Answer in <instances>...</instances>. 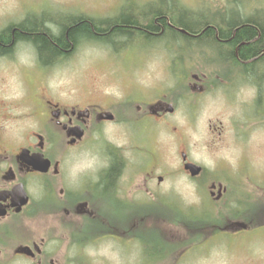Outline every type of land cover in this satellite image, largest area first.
<instances>
[{"label": "rangeland", "instance_id": "1", "mask_svg": "<svg viewBox=\"0 0 264 264\" xmlns=\"http://www.w3.org/2000/svg\"><path fill=\"white\" fill-rule=\"evenodd\" d=\"M128 1L139 8L150 1L158 2V0H0V25L20 22L32 15L62 16L81 13L90 18L94 17L93 19L110 18L120 14L122 6ZM179 1L191 10L207 9L210 12L217 8L223 11L228 3L227 0ZM252 3L264 7V0H255V2L249 0L248 4ZM167 41L159 40L152 43L134 39L127 43L123 50L115 52L107 44L84 39L73 53L50 65L46 71L38 62L35 49L18 45L11 53V56L14 55L11 58H14L17 64L15 62L10 64L9 59L0 58V104L3 101L9 102L10 99H17L16 101L19 102L26 93L25 90L42 87L50 93H78L83 103L99 101V103L112 104L121 102L125 97L137 101L142 97L148 98L157 94L161 86L174 85L175 73H179L181 67L188 66L190 62L192 64L190 69L195 74L209 73V78L213 77V80H217L216 75L220 73L222 78L223 65L218 63L217 56L209 47H194L186 55L181 56L176 49L178 45L176 48L172 46V51H167L168 43L170 44V42L166 43ZM180 56L184 59L189 57L190 62L185 60L180 64L174 61L172 68L167 69L166 57ZM173 68L175 70L172 72ZM237 78L230 85H224L225 97L229 102L235 98L233 91L236 90L238 103L242 105L241 107L238 105L240 108L232 109L236 114L230 111V105L224 104L226 103L224 96L208 94L203 97L204 100L197 102V106L193 105L188 110V116L195 117L194 126L187 121L189 120L186 115L187 108L184 105L179 106L175 113L169 116L168 119L177 126L176 130L172 125L163 126L157 140L152 139L159 154L152 157L157 158L160 166L180 171L179 151L182 148L181 141L184 140L181 134H184L192 144L190 151L194 154V160L205 166L208 177L215 180L224 179L221 176L224 174L223 167L228 166L232 170L238 169L237 177L245 179V185L242 184L245 187L264 188V101L262 103L254 100L256 92L250 103V95L258 89L253 86L252 80ZM261 84L262 91L260 90L259 93L264 92V79ZM150 86L155 87V90L153 87L149 88ZM244 102L248 103L245 105ZM223 105L225 112L222 110ZM241 108H244L248 114L253 113L255 108L258 112L257 120L250 128L252 130L249 134L242 135L243 143L235 144V149H232L229 145L232 133L225 119H232L233 116H237V120L243 119ZM25 109L26 106L21 104L17 109V114L20 116L17 119L13 118L15 112L12 107L6 112L5 116L12 119L5 122L6 129L13 124L17 129L20 126L24 132L25 128L32 124L31 118H21ZM218 120H224L226 125L224 138L228 141L226 147L229 146L225 149L221 145L223 134H220L218 139L215 137L216 131L211 133V126H208L209 123L215 125V128L219 127ZM97 145L98 143L89 142L80 149V155H71V159L75 160L71 169L76 171L80 167H90L94 160H99L102 155H93L98 151L95 149ZM126 156L131 161L129 167L131 175H137L132 170L144 161L145 169H148L150 163L148 155ZM67 159H70V155ZM157 169L164 171V168ZM178 171L175 177L164 182L162 189L155 190L151 185L153 194L144 192L146 191L144 187L140 191L142 185L140 175L131 177L128 183L129 191L124 194L129 203L134 205L129 209L128 223L122 226L119 222H115L112 235L107 238H97L94 243L86 245L80 257L73 247L65 243L61 231L56 227L57 219L50 218L52 220L45 221L43 212L37 213L32 222L29 218L21 216L17 234L11 235L9 241L6 239L5 249L0 253V264H36L35 260L11 256L10 243L13 237L21 242H26L30 238H36L38 241L44 237L47 241L45 245L47 259L42 264H50L49 259H52L54 264H79V258H82L80 264H141V261L144 262L146 251L156 249L158 240L166 250L169 249L162 264H264V229L234 235L233 231L223 230L224 223L210 225L208 219L203 218L199 221L196 217H192L191 215L197 214L202 216L205 212L211 213L212 216L219 213L220 216V210L218 206H213L215 203L208 205L213 199L210 198L206 185L203 188L199 183L193 185ZM220 173L221 175L217 176ZM40 195L39 191L33 196L39 199ZM137 202L139 205L146 202V205L138 209ZM149 202L153 203L148 204ZM202 202L211 209L201 208ZM113 212L114 216L120 217L121 210L113 209ZM188 214L193 219H190ZM123 227L125 230L122 234ZM140 228L142 231L144 228H149L148 233L154 236L146 234L143 243L139 242L140 237L137 233L141 231ZM154 229L158 231L159 239L156 237V232L151 231ZM215 230L220 232L214 234ZM116 233L121 234L122 237L117 236ZM94 237L96 238V235ZM148 243L151 247L147 246Z\"/></svg>", "mask_w": 264, "mask_h": 264}, {"label": "flooded vegetation", "instance_id": "2", "mask_svg": "<svg viewBox=\"0 0 264 264\" xmlns=\"http://www.w3.org/2000/svg\"><path fill=\"white\" fill-rule=\"evenodd\" d=\"M13 23L17 22L1 24L0 30ZM175 29L183 32L179 28ZM18 45L34 49L26 41H17L11 53ZM222 49L220 55L225 57L223 54L225 48ZM11 53L0 55V58H7L10 64H13L15 60L11 58L14 57ZM63 57L57 58L50 64L40 65L45 67L46 71L50 65ZM188 58L166 57L167 69L172 68L174 61L180 64L185 60L190 62ZM219 59L217 58L218 63H222ZM191 65L190 62L188 66L181 67L179 73H175L174 85L161 86L157 94L147 95L148 98L142 97L137 101L124 96L121 102L112 104L99 103V101L83 103L78 93H50L44 87L25 90L26 93L19 102L16 101L17 99L3 101L0 104V253L5 249L6 239L9 241L11 235H15L18 230L21 216L29 218L32 222L37 213L43 212L45 221L52 220L50 218L57 219L56 227L61 231L65 243L73 247L80 257L86 245L94 243L97 238L102 239L112 235L115 222H119L122 226L128 223L129 209L134 205L129 203L124 194L129 191L128 183L131 177L140 175L142 184L140 191L144 187L146 190L144 192L149 194H153L151 185L153 189L160 190L166 180L175 177L178 170L165 169L167 166H160L157 158L152 157L159 155L152 139L157 140L163 126L172 125L176 130L177 126L168 118L179 106L184 105L187 108L186 115L189 119L187 121L194 126L195 117L188 116L189 108L204 100L203 97L208 94L210 96L220 94L225 97L224 85H230L233 80L238 79L225 74L227 66L223 67L222 78L219 73L216 75L217 80H213V77L209 78V73L195 74L190 69ZM174 70L173 68L172 72ZM248 78L246 76L243 79L248 80ZM253 86L258 91L250 95V103L256 92L254 100L263 103L264 92L259 93L262 89L255 84ZM151 87L153 86L149 88ZM153 88L155 90V87ZM233 92L235 98L229 102L225 97L226 103H224L231 106L232 112H234L232 109L242 106L238 103L236 90ZM247 103L244 102L245 105ZM21 104L27 108L23 111L24 114H21V118H31L32 124L25 128L24 132L20 126L17 129L13 124L6 129V123L12 120L5 116L6 112L12 107L15 112L13 118H19L17 109ZM222 110L225 112V105ZM241 110L243 119L237 120V116L225 119L232 133L229 143L232 149H235V144L243 143L242 135L249 134L252 130L250 128L257 120L258 112L255 108L250 114L246 113L244 108ZM217 122L219 125L217 128L209 123L208 126H211V133L216 131L215 137L218 139L219 135L223 134L221 145L225 149L229 146L226 147L228 141L224 138L226 125L224 120ZM181 136L184 140L181 141L182 148L179 151L181 162L178 165L180 170L178 172L193 185L199 183L201 188L206 185L208 194L213 199L208 205L215 203L213 206H218L220 221L224 223L223 230L233 231L234 235H238L264 229V188L245 187V179L237 177L238 169L232 170L228 166L223 167L224 174L217 175L223 176L224 179H211L207 176L205 166L194 160V154L190 151L192 144L189 143L187 136L184 134ZM89 142L98 143L95 147L98 151L93 155L102 156L99 160H94L90 167L72 170V162L75 160L71 159V155H80V149ZM68 155L70 159H67ZM126 155H148L150 162L148 169H145L144 161L132 170L137 175H131L129 173L131 161ZM135 158L138 159L137 156ZM114 161L118 164V171L112 184L105 187L102 184L103 179ZM186 163L200 166L199 172L192 174L185 168ZM159 167L164 168V171H158ZM39 191L41 195L37 199L33 195ZM22 201L26 202L21 204ZM151 203L153 202L148 204ZM136 205L138 209L144 208L146 202H142V205L137 202ZM201 205V208H210L206 203L202 202ZM113 209L121 210L120 217L114 216ZM138 220L140 221L139 218ZM18 240L14 237L11 240L12 257L35 260L36 264L46 261L47 241L44 237L38 241L36 238H30L26 242ZM22 248H26L29 254H22L19 251ZM49 263L54 264L52 259H49Z\"/></svg>", "mask_w": 264, "mask_h": 264}, {"label": "trees", "instance_id": "3", "mask_svg": "<svg viewBox=\"0 0 264 264\" xmlns=\"http://www.w3.org/2000/svg\"><path fill=\"white\" fill-rule=\"evenodd\" d=\"M227 1L223 11L216 7L211 12L207 9L191 10L179 0H158L147 2L140 8L128 1L122 6L120 14L110 18L93 19L79 13L61 14L62 16L32 15L0 30V55H9L17 41H26L35 49L39 63L46 65L59 57L69 55L84 39L107 44L115 52L123 50L134 39L152 43L168 40L166 43L170 44L168 43L167 51H172L171 47L176 48L178 45L176 49L181 56L194 47H209L222 60L223 67L227 66V76H247L261 88L264 75V7H258L254 3L249 5V0ZM222 48H225V57L220 55ZM118 168L114 161L103 179L102 184L105 187L112 184ZM200 215L191 216L199 221L208 219L210 225H217L221 219L219 214L212 216L205 212ZM140 229L137 233L139 242L143 243L146 234L154 236L148 233L149 228H144L143 231ZM151 231H155L159 239L158 231ZM215 233L218 231L215 230ZM116 234L122 237L121 234ZM147 246L151 247V244L148 243ZM165 250L158 240L156 249H148L141 264H162L169 253V249ZM81 261L82 258H79L78 263Z\"/></svg>", "mask_w": 264, "mask_h": 264}, {"label": "water", "instance_id": "4", "mask_svg": "<svg viewBox=\"0 0 264 264\" xmlns=\"http://www.w3.org/2000/svg\"><path fill=\"white\" fill-rule=\"evenodd\" d=\"M183 158H184V156H183ZM185 168L186 169H189L190 170V172L192 173V174H196V173H198L199 172V170H200V166H198V165H195V164H191V163H186L185 164ZM25 201H22V203H24ZM21 203V204H22ZM26 251V250H25Z\"/></svg>", "mask_w": 264, "mask_h": 264}]
</instances>
